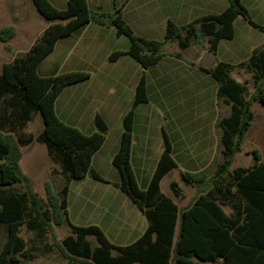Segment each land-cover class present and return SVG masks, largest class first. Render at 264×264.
Wrapping results in <instances>:
<instances>
[{
	"label": "trees",
	"instance_id": "16d2710c",
	"mask_svg": "<svg viewBox=\"0 0 264 264\" xmlns=\"http://www.w3.org/2000/svg\"><path fill=\"white\" fill-rule=\"evenodd\" d=\"M31 1L49 24L24 53L4 63L0 71V228L6 234L0 246V264H28L41 245L44 251L55 252L60 264H264V164L232 168L253 119V103L264 107V44L237 64L215 61L210 69L199 66L217 83V102L227 105L229 113L215 124L221 149L213 174H181V180L196 190L182 208L160 189L161 180L177 167L165 133L162 154L144 189L131 167L135 109L148 102L145 77H140L132 106L122 120L119 149L112 158L120 174V182L112 185L130 198L147 222L142 235L128 245H115L98 226H76L68 217L67 194L72 180L90 177L110 184L91 164L108 131L103 118L95 116L96 131L87 135L62 122L55 113L60 93L89 79V73L40 76L37 71L59 39L91 22L110 25L117 36L129 40L126 51L109 55L111 63L127 55L146 70L165 57L162 48L166 43L176 41L178 48L185 50L199 37L206 39L207 52L215 54L220 41L234 38L237 17L264 33V27L251 19L241 0H227L220 13L198 17L181 27L169 20L162 41L135 36L119 9L112 14L93 13L86 0H67L66 8L59 10L48 0ZM14 35L13 27L0 29L3 43ZM238 69L250 75V82L233 77ZM37 114L42 129L36 135L26 134L24 129ZM33 142L45 146L57 166L55 171L64 180L59 192H53L45 182L44 198L34 191L19 165L20 147ZM252 154L257 160V153ZM170 188L175 198L180 197L176 182H171ZM64 224L70 233L58 240L55 228ZM23 227L31 234L28 242L20 235ZM89 237L95 239V245Z\"/></svg>",
	"mask_w": 264,
	"mask_h": 264
},
{
	"label": "crops",
	"instance_id": "0c3cea01",
	"mask_svg": "<svg viewBox=\"0 0 264 264\" xmlns=\"http://www.w3.org/2000/svg\"><path fill=\"white\" fill-rule=\"evenodd\" d=\"M48 1L59 10L66 8L67 0ZM86 1L88 9L93 13L112 14L115 10L119 9L123 20L128 24L135 36L156 41L164 39L166 24L169 20L176 26L181 27L198 17L218 14L213 9L220 5L225 6L224 1L218 2V0ZM14 30V37L5 43L9 47L14 41H17L15 42L17 45L21 44L23 35H26L25 33L20 37L19 30L16 28ZM42 31L38 33L35 31L29 38L27 37L31 40L25 51ZM222 41H220L215 53V61L217 60V53L220 52L221 57L218 62L228 63L226 58L229 53H226V49L221 46ZM128 47L129 40L124 36H117L112 26L91 22L78 28L69 36L59 39L53 51L40 63L37 71L40 76H53L48 75L52 69L58 64L67 63L70 64L66 69L68 72L80 71L89 73V79L67 86L60 93L55 102V113L65 124L86 130L87 133L84 134L87 135L95 132L94 118L96 115L101 116L107 124L108 131L106 135L109 133L111 122L117 125V135L110 140V143H108L107 136L105 137L103 145L94 154L91 164L94 171L110 183L103 184L111 187L109 189H114L111 194L120 200V206L114 209V215L119 219L115 220L111 218L110 221L115 226H118L116 225L117 223H122L123 229L137 232V235L133 236L136 240L142 235L147 224L140 220L139 212H137V208H135L136 206H134L132 201L125 200L122 192L111 185L112 183L120 182L118 170L116 169L118 174L115 172L113 178L108 179L103 176L102 168L103 163H105L104 151H111L110 158L112 161L113 156L119 149L122 120L132 106L140 77L142 75L145 77L148 102L139 104L135 109L130 163L132 169L134 166L136 171L143 176L145 186H147L156 163L162 154L163 133L167 135L171 142L172 158L177 167L179 166L180 168V178L182 173L199 172L200 164L198 160H203L201 165L207 160H210L209 162L213 161L216 164V154L217 152L220 154L221 146L219 140L220 132L215 128V124L219 119V104L216 98L217 83L208 74L199 69L200 64L187 61L189 66L183 68L177 63L184 59V57L183 55L177 57L175 55L176 52L171 54L173 60H169L161 68V71L157 67L163 65L165 58L146 70H143L135 62L142 69L139 70L138 66L133 64L134 62L132 61L134 60L127 55L121 56L117 61L112 63L108 61L111 53L126 51ZM188 49H185V51ZM242 50L239 46L233 47V50L229 48V51L233 55L239 54ZM252 50L248 52L251 53ZM246 56L249 57V55ZM237 63L239 62L236 61L232 64ZM40 72L45 75H41ZM153 94L159 96L162 101V116L165 121V131H162V139L159 137L157 140L152 139L151 132L147 129L149 118H151L149 103L150 101L153 102ZM260 107L264 111V107L261 105ZM252 111L253 119L244 134L241 150L233 159L232 168L250 167L255 162L264 164V115L256 122V113L253 109ZM228 113L229 111L222 116H226ZM244 144L249 147L246 151L242 150ZM23 147L25 146L20 147V161L22 160ZM253 151L257 153V160L251 155ZM42 152L44 153V151ZM240 153L249 161L248 165L234 166L236 156ZM46 156L48 160L44 166V174H49L52 169L53 171L57 170V166L48 157L47 151ZM177 167L174 170H178ZM133 171L135 173L134 169ZM30 180L32 182L31 178ZM171 182L174 181L170 180L169 184ZM80 190L82 201L77 202L73 207L76 210V215L85 218L87 221H83L86 222L83 225L77 224L76 226L97 225L98 222L90 219L89 214H93L94 209L105 203L103 194L106 189L103 190L97 188L95 185L87 184ZM69 193L70 190L68 189ZM68 208L69 203L67 200V212L68 217H70ZM225 211L227 213L230 212L227 208ZM96 214L99 216V213L96 212Z\"/></svg>",
	"mask_w": 264,
	"mask_h": 264
},
{
	"label": "rangeland",
	"instance_id": "374dc122",
	"mask_svg": "<svg viewBox=\"0 0 264 264\" xmlns=\"http://www.w3.org/2000/svg\"><path fill=\"white\" fill-rule=\"evenodd\" d=\"M225 6H218L213 11L215 13H220L225 7H226V0H218V2H223ZM242 4L246 7L248 10L251 19L258 25H261L264 27V0H241ZM49 24V22L43 18L35 9L33 3L31 0H0V29L3 27H14L19 30V35L22 37L23 34L26 33V35H23V40L21 41V44L15 43L17 41H14L10 47L9 45L3 43L0 41V71L1 67L4 63H8L12 61L16 56L21 55L24 53L25 48L28 47V43L31 39H28L30 35L34 34L36 31L41 32L46 26ZM236 36L232 41H222L221 46L226 49V53H229L227 55V62L232 64L236 61H244L248 57L246 55H250L251 49H254L256 47H259L264 44V33L260 32L259 30L251 27L248 25L242 17H237L236 20L233 23ZM22 30V31H20ZM28 37V38H27ZM28 40V41H27ZM206 39L203 37H199L190 47L188 50H180L177 46L176 41L172 43H167L163 46L162 52L165 54V59L163 65L157 67L158 70L161 71V68L169 62V60H173V56L171 55L173 52L179 53L180 55H183L184 59H182L179 63H177L181 67H187L189 66L187 61H192L195 64H199L202 57L205 55L207 51L206 46ZM239 46L242 48V52H240L237 55H233L232 52L229 51V48L233 50V47ZM172 56V57H171ZM221 53H217L216 61H220ZM171 58V59H170ZM176 60V59H175ZM178 61V60H177ZM133 64L135 66H138L139 70H142L139 65L135 63ZM176 62V61H175ZM70 66V64L63 63L58 64L54 69L49 72L48 75H58L62 74L66 71L67 67ZM41 75L42 72H40ZM233 77L237 79L238 81H249L250 82V75L244 73L242 70H235L232 73ZM80 88V87H79ZM249 91H252V85L249 84ZM153 102L150 101L149 108L151 109V115L149 118V124H148V130L151 132V136L153 140H157V138L161 137L162 139V131H165V121L164 117L162 116V101L159 96L153 94ZM218 114L219 118L226 114L227 111H229V107L223 103H218ZM144 106V105H142ZM148 109V107H147ZM252 109L256 113V122L260 117H263L264 111L260 107L259 104L253 103ZM43 127V122L41 119V116L39 114L35 115L33 120L29 122L24 129V132L26 134H33L36 135ZM95 128V126H94ZM216 128V127H215ZM82 133H87L86 130L83 128H77ZM96 131V129H95ZM219 131V130H218ZM118 133V127L114 122H111L109 125V133L107 136L108 143H110L114 136ZM105 136V137H106ZM249 148L246 144L242 146V150L246 151V149ZM43 149V150H42ZM44 151V153L42 152ZM104 162L103 163V176L112 179L113 174L117 170L112 165V161L110 158L111 151H104ZM219 152L216 154L215 160L218 162L220 161ZM251 155L252 152H251ZM48 158L46 156L45 147L37 142H34L30 146H25L22 149V160L20 161V166L22 172L29 178L32 179V186L35 192H37L41 197H45L44 193V184L45 182H48L51 186V189L53 192H59L61 187L63 186L64 180L63 177L58 174L56 171L51 170V172L48 174H44L45 169L44 166L46 165ZM235 165H248L249 161L244 157L242 153L238 154L235 159ZM32 161V162H30ZM203 160H198V163L200 164L199 172L205 173L207 176H211L215 170V162H209L210 160H207L201 165V162ZM133 169L135 170V177L137 180V183L140 188L144 189L146 186L143 182V176L139 174V172L136 171V169L133 166ZM178 170H173L168 177H166L160 184V189L163 194H166L168 196H171L174 201L177 203V205L182 208L188 205V203L191 201V199L194 197L196 190L192 186L186 185L180 178V168L177 167ZM111 170V171H110ZM118 174V173H117ZM170 180L176 182L178 184V188L180 190L181 196L178 198H175L173 195V192L170 188ZM91 184L95 185L97 188L100 189H106L104 195V202L103 204L99 205L98 208L94 209L93 214L90 213L89 217L90 219H93L97 221V225L105 235V237L113 244L115 245H128L132 243L135 239L133 236L137 235V232H132L123 229L122 223H117L115 226L114 223L110 221L111 218L113 219H119L116 215H114V209L119 207L120 200L116 199L112 194V190L109 189L111 187H107L108 185L103 184L102 182L95 181L91 179L90 177H86L83 180H72L69 183V190L70 193L68 194L67 200L69 203V220L73 225L81 224L83 225V221L85 218L76 215V210H74V205L77 204V202H81V190L85 185ZM112 185V184H111ZM113 186V185H112ZM108 188V189H107ZM125 200H129L130 198L122 193ZM132 204V203H131ZM135 206V205H134ZM76 208V207H75ZM136 208V207H135ZM99 213V216L96 214ZM137 212L138 209H137ZM95 213V214H94ZM140 220L147 224L144 216L139 212ZM86 226V225H84ZM122 226V227H120ZM70 233L69 227L64 224L61 227L55 228V234L56 238L58 240H61L63 237L68 235ZM5 232L4 229L0 228V246L3 243L5 239ZM20 235L28 242L29 238H31V234L26 232L25 228L23 227L21 229ZM89 240L95 245V239L93 237H89ZM48 242L50 243L51 240L49 239ZM36 258L28 264H60V260L55 252H46L43 250L42 245L39 250L34 252Z\"/></svg>",
	"mask_w": 264,
	"mask_h": 264
},
{
	"label": "water",
	"instance_id": "95a60500",
	"mask_svg": "<svg viewBox=\"0 0 264 264\" xmlns=\"http://www.w3.org/2000/svg\"><path fill=\"white\" fill-rule=\"evenodd\" d=\"M214 61H215V54L206 52L205 55L200 60L199 64L203 68L210 69L214 64Z\"/></svg>",
	"mask_w": 264,
	"mask_h": 264
}]
</instances>
